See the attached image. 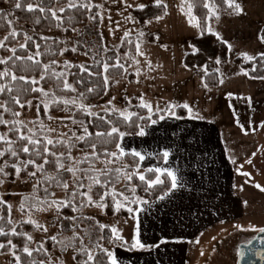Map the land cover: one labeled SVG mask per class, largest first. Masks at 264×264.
<instances>
[{"label":"snow or ice","instance_id":"snow-or-ice-1","mask_svg":"<svg viewBox=\"0 0 264 264\" xmlns=\"http://www.w3.org/2000/svg\"><path fill=\"white\" fill-rule=\"evenodd\" d=\"M112 2L120 3L121 0H112ZM122 2L124 12L136 8L142 13H151L157 21L168 15V5L165 0H122ZM61 3L62 0H36L35 3L29 2L25 5L23 0H15L14 8L28 13H39L40 15L36 16L32 23L40 25L42 20H47L49 31L55 28L61 33L71 32L75 36H83L84 30L75 26L83 22L76 18L77 13L85 16L88 21L86 27L90 26L94 29L97 26H103L105 13L108 11L106 8L108 0H103L101 3H96L94 0H63L62 6L56 7ZM224 3L228 9L232 10L230 14L239 16L244 12L242 4L237 0H224ZM203 6L209 11L205 26H201L196 21V17L192 14L191 3L188 4L187 9L181 6L180 11L186 12L188 22L200 28L201 34L206 30L212 35H217L208 23L213 16L219 20L216 6L208 3ZM153 7L163 9V14L153 12ZM13 15L11 10L5 13L0 8V19H5L11 29L3 39H0V49L10 53L0 57V66H3L0 68V188H4L5 185L15 186L18 183L24 186L31 184V192L9 193L5 189L0 193V212L5 208L7 210L6 216L0 214V237L6 238V242H0V250H4L0 251V255L11 256L10 264H118L114 250H109L102 241L107 240L113 249L116 247L127 250L158 248V244L148 245L140 238L141 227L138 214L144 211L140 206L148 204L149 201L137 195V189L143 186V191L150 194L163 186V194L158 199L164 200L184 187V184L177 173L167 167H142L146 155L131 148L124 141L129 135L146 136L148 122L155 125L166 118L182 119V116L177 115L176 108L187 109L189 118H194L192 108L187 103L183 105L166 103L164 107L157 104L154 108L150 102L141 97L136 107L147 110V115H142L129 111L131 101H128L127 106L117 108L113 103L116 100L115 96H111L103 104L87 103L89 95L101 96V93L103 96L108 95L111 82L109 73L112 69L127 72L119 49L115 46L108 48L103 43L92 48L87 42L81 43L80 40H74L68 36L57 39L39 35L35 28L32 29L33 35L27 32L21 33L12 27L14 21L8 19ZM107 19L109 22L112 20L110 15ZM124 20L138 23L131 14L124 16ZM144 23L151 24L152 18ZM116 24L117 27L120 26L118 21ZM109 31L114 34L115 29L109 28ZM21 34L24 42L19 43L18 47H9L6 44V41L10 39L14 41ZM96 34L98 40H103L102 32ZM35 35H39V39L45 42L43 51H41V43L34 39ZM144 35L143 30L137 34L136 56L145 55L139 42ZM129 37L130 30H125L121 38L122 42L126 41L131 45L133 42ZM261 40L264 42V36ZM228 47L230 50L231 45ZM18 52L24 54L21 55ZM90 52L92 53L89 57L91 64L74 63L67 59L59 61L55 58L45 62L42 59L46 56L64 57L69 53L89 56ZM108 52H114V56H108ZM97 55H100V59L96 58ZM242 55L245 60H257L256 54L242 53ZM125 56L136 64L140 63L136 56L130 53H125ZM258 56L259 60L264 62V51ZM215 62L222 63L220 59ZM146 63L151 68L150 61ZM29 69L38 75H17V70L28 71ZM255 70L253 68V71ZM137 75H140L139 69H137ZM243 75L248 73L245 72ZM70 77L74 78L72 82L69 81ZM260 78L264 79V77ZM48 80L55 82V90H46L43 87L42 82ZM223 82L221 78L219 83L223 84ZM85 83H91L93 86L80 91L77 85L83 87ZM116 83L120 81L117 80ZM204 87L207 88V84ZM57 91L73 95L58 96ZM29 95L33 98L27 99ZM34 100L37 102L34 103ZM33 109L37 114L34 119L29 120L23 117L25 111ZM56 109L65 115L62 117L53 115L52 112ZM6 115L10 118H5ZM109 116L122 119L124 130L122 131L113 120L109 119ZM154 116L157 119H153ZM42 117H46L47 121L56 126L45 123ZM195 118L203 119L198 115ZM141 121L145 123H139ZM105 125H107L106 128H104ZM58 128H66L67 131H58ZM110 145L114 146V150L110 149ZM170 154L168 150L157 153L165 163ZM126 158H131V165L126 162ZM233 163H235L234 160ZM248 163H251V160ZM243 175L249 174L243 173ZM137 179L140 182L139 185L133 183ZM122 181L124 188L118 191L116 184ZM255 187L264 192V187L260 184H256ZM57 190L63 195L58 196ZM5 195L20 196L17 209L21 214L19 221L13 219L12 205L4 199ZM134 205L137 207H133ZM86 208H95L101 214H106V210L118 213L122 209L131 214L136 222L135 234L131 242L121 235V230L117 227L101 223L92 215H86L84 212ZM47 213H51V217L46 223H41L36 218L38 214ZM25 225H30L34 231L41 233V238L36 240L31 233L24 231ZM234 228L237 231L264 233V226L243 227L237 224ZM106 229L110 235H105ZM65 232H70L71 235L66 236ZM94 232L95 238H93ZM85 237H87V243H85ZM13 238H21L22 246L18 247L13 242ZM49 241L50 248L46 247ZM161 243L166 244L167 241L161 240ZM239 255L243 257L244 253L240 252ZM22 256L27 257L26 262L22 260ZM104 257L107 258L106 261Z\"/></svg>","mask_w":264,"mask_h":264},{"label":"rangeland","instance_id":"rangeland-1","mask_svg":"<svg viewBox=\"0 0 264 264\" xmlns=\"http://www.w3.org/2000/svg\"><path fill=\"white\" fill-rule=\"evenodd\" d=\"M101 2L103 0H98L96 3ZM237 2L241 3L244 8V12L241 15H226L217 11L219 20L213 16V19L208 22L211 24L213 32L217 34L215 36L219 40L224 41L227 46L231 45L230 50L228 47V58L221 60L222 63L220 64L216 62L213 64L216 70L219 69L220 79L222 78L224 81L223 84L220 83L215 89L204 87L203 76L205 71L203 69H189L182 63L186 53L195 51L191 46V42L199 35L198 27H194L193 24L188 22L186 12L180 11L181 6L187 9L190 3L189 0H165L168 5V15L163 16V19L159 21L153 18L151 24L139 23L134 15L136 8L124 12L122 0L120 3L108 0L106 4L108 11L105 13L103 26L91 29L90 26L86 27L88 25L87 22L83 28H80L85 32L83 36H75L72 33L68 37L80 40L81 43L87 42L88 46L92 48H95L99 43L106 44L108 48L115 46V48L119 49L122 62L127 68L126 73H123L121 69L117 73H109L111 82L108 88V95L93 104H103L111 96L116 97L113 103L117 108L127 106L128 101H131V107L133 104L138 105L141 97L150 102L154 108L157 104L164 107L166 103L180 105L187 103L192 108L193 114H206L208 117L215 118L221 122L226 119L228 125L236 128L237 132H246L248 136H252V132L253 134L254 132H262L261 141L260 143L258 142L259 147L253 155L254 159L256 161L260 160L262 164L261 179L264 187V126H262L264 125V79L252 80L248 78L243 75L245 72L233 61L235 57L248 61L244 59L242 53L258 55L264 51V42L260 38V31L264 27V0H237ZM12 7L13 5L9 3L0 4V8L7 12ZM129 14L134 16L138 23L134 24L130 21H125L124 16ZM108 15L112 18L111 22L107 19ZM117 21L119 22V27H117ZM12 27L18 32H27L29 35H33L32 29L27 25H20L14 22ZM109 28L115 29L114 34L109 31ZM125 30H130L129 39L134 44L138 42V32L141 30L145 32L144 37L139 39L141 50L145 53L144 56H136L135 50L128 52L121 49V38ZM97 32L103 33V40H98ZM38 34L52 36L57 39L65 37L59 30ZM0 39H3V35H0ZM125 53L136 56L140 63L136 64L133 60L128 59ZM91 55V52L89 56L69 53L65 54L64 57L57 56L56 59L59 61L67 59L74 63L91 64L92 61L89 58ZM107 55L114 56V52H108ZM96 58L100 59V55H97ZM146 61H150L151 68L147 66ZM137 69L140 72L139 76L137 75ZM117 80L120 83L117 84ZM33 102L36 103L37 101L34 100ZM131 107L129 111H132ZM185 110L187 111V109ZM96 111L100 110L96 109ZM52 114L61 117L65 115L60 111H53ZM36 115V111L33 109L25 111L23 117L30 120L34 119ZM165 115L167 114L165 113ZM42 118L45 119V123L51 124L53 127L56 126L54 123L47 121L46 117ZM58 131H67V129L58 128ZM124 143L128 144L127 141H124ZM123 188V181L116 185L118 191L123 190ZM5 189L9 193L26 194L31 192V184L24 186L18 183L11 187L5 185L4 188H0V193L4 192ZM57 195L62 196L63 193L57 190ZM4 199L12 205L13 219L19 221L21 214L17 209L20 196L5 195ZM262 200L264 201V194H262ZM84 212L86 215L94 216L101 223L115 226L118 229L130 225V223H125L126 220L117 216L107 217L95 208H86ZM50 217L51 213H47L38 214L36 218L41 223H46ZM247 226L249 224H245L244 227ZM255 226H264V218ZM258 233L252 231L231 232L229 242L226 244L223 253L218 254V257L224 258L223 260L227 262L226 264H238L240 247ZM31 234L36 240H39L42 235L36 231ZM81 234L83 235V233ZM65 235L70 236L71 233L65 232ZM95 235L96 233L94 232L93 238H95ZM105 235H107L106 232ZM85 243H87V237H85ZM102 243L105 247L111 245L107 240L102 241ZM11 260L12 257L9 255H0V264H10Z\"/></svg>","mask_w":264,"mask_h":264},{"label":"crops","instance_id":"crops-1","mask_svg":"<svg viewBox=\"0 0 264 264\" xmlns=\"http://www.w3.org/2000/svg\"><path fill=\"white\" fill-rule=\"evenodd\" d=\"M224 120L206 114L189 118L187 111L182 119L149 124L144 137L127 136V145L146 155L142 167H167L184 187L140 206V238L159 247L127 250L110 245L118 264H226L218 254L231 232H239L234 225H256L264 218V192L255 187H263L262 164L253 155L262 132L248 136ZM164 150L171 153L166 163L157 155ZM123 220L130 225L119 230L131 242L136 222L132 216Z\"/></svg>","mask_w":264,"mask_h":264},{"label":"trees","instance_id":"trees-1","mask_svg":"<svg viewBox=\"0 0 264 264\" xmlns=\"http://www.w3.org/2000/svg\"><path fill=\"white\" fill-rule=\"evenodd\" d=\"M97 1L98 0H94V2H97ZM189 1L193 5L192 13L196 17V21L199 22L201 26H205L206 17L209 15L208 9L203 6L205 3H208L210 5H215L216 11H218L222 14L234 15V14H230L232 12V10L227 8V5H226V3H224V0H189ZM29 2L35 3L36 0H23V3L25 5ZM3 3H9V4L13 5V7L11 8V11L14 13V15L9 16L8 19H12L17 24L27 25L31 29L35 28L36 33H48V32L58 30V29L52 28V30L49 31L48 30L49 21H47V20H42L40 25H34L32 23L33 19L40 14L39 13H28L26 11L15 9L14 8L15 0H7V2H5V0H0V4H3ZM62 3H63V0H62ZM62 3L60 5H56V6L60 7V6H62ZM152 11L155 12L156 14L161 15V14H163L164 10L163 9H156L155 7H153ZM4 12L7 13V11H4ZM134 15L137 18V20L139 21V23H141V24H144V21L148 20L149 18H152V19L154 18V17H152L151 13L145 14V13L140 12L137 9L134 10ZM76 18L80 21H83L82 23H77L75 25L77 28H83L88 22L86 20L85 16L81 15L79 13H77ZM10 30L11 29L9 28L6 20L0 19V35H3V37H4L8 34V32ZM198 30H199V35L196 38H194L191 42V46L195 51L186 53L183 57L182 63L186 68H189V69H203L205 71L204 76H203L204 84H207V88H209V89H215L220 84L219 83L220 76H219L218 71H216V67L213 64H215V61L217 59L226 60L228 58V46L224 41L219 40L215 35H212L208 31L205 30L203 32V34H201L200 28H198ZM62 34L65 36H70L72 33L69 32V33H62ZM262 36H264V27L260 31V38ZM34 39H36L38 42L41 43V45H42L41 51H43V45L45 42L43 40L39 39V35L34 36ZM23 42H24L23 41V35L21 34L14 41L11 39H10V41H6V44L9 47H11V46H17L18 47V44L23 43ZM49 43H51V41H49ZM30 47H31V45H30ZM121 49L124 51H128V52L132 51L133 52L135 50V44L133 42L131 45H129L126 41H124L121 43ZM18 54L23 55L24 53L18 52ZM7 55H10V53L5 51L4 49H0V57L7 56ZM53 58L56 59V57H47V56L42 57V59L45 62H47L49 59H53ZM233 61L236 65L239 66V68L243 72L248 73V75H246L248 78H250L252 80H261L260 77H264V62H261L259 60L258 55H257L256 61H244L240 57H235ZM2 67L3 66H0V68H2ZM253 68H255L256 70L253 71ZM119 70L120 69H112L110 72L117 73V72H119ZM17 75L32 76V75H38V73H36L35 71H33L31 69H29L28 71L17 70ZM92 79L94 80L95 78H92ZM73 80H74V78H72V77L69 78L70 82H72ZM42 84L46 90L47 89L55 90V87H56L55 82L52 80L42 82ZM92 86H93V84H91V83H85V85L83 87L77 85V87L80 91H84V89L86 87H92ZM56 94L58 96H65V97H70L71 95H73L72 93H65V92H60V91H57ZM101 96H103L102 93H101ZM101 96L89 95V99L86 102L93 104V103L101 100ZM104 97L105 96H103V98ZM32 98L33 97L31 95H29L27 97V99H32ZM136 105L137 104L132 105V107H131L132 111L138 112L142 115L147 114L145 109H139L136 107ZM54 111H59V110L56 109ZM175 111H176L177 115H180L182 117L187 116V111L184 108L180 107V108H177ZM101 114L103 115L102 112H101ZM5 118H10V117H8L6 115ZM109 119L113 120V122L118 127H120L122 131L124 130V124L122 122V119H117L116 116H109ZM153 119H157V117L154 116ZM139 123L144 124L145 122L141 121ZM149 124H150V122L147 123L146 127H148ZM106 127H107V125L104 126V128H106ZM129 131H132V129H129ZM129 136H134V135H129ZM109 147L111 150H114L113 145H110ZM58 150H62V149H58ZM126 162L131 165L132 164L131 158H126ZM148 175H152V174H148ZM133 183L137 184V185L140 184L138 179L134 180ZM162 189H163V186H160L157 189H155L152 193L149 194V193H145L143 191V186H141L137 189V195H139L140 197H142L148 201H154L160 195L163 194ZM40 195L42 196L43 193L41 192ZM133 207H136V206L134 205ZM0 214H4L6 216L7 215L6 208L4 210H2V212H0ZM105 216H107V217H114V216L116 217L117 216V217L122 218V219H127L131 216V214L127 213L123 209L118 213L113 212L111 210H106ZM18 230H20V229H18ZM23 230L27 231L29 233L34 232L32 226H30V225H25ZM105 232L107 235H110V232L107 229L105 230ZM0 242H6V238L0 237ZM13 242L16 243L18 245V247H21L23 244V241L21 238H13ZM46 247H49V248L51 247L50 241L48 242ZM0 251H4V250H0ZM97 258L99 259L100 257H97ZM22 260H24L26 262L27 257L22 256ZM104 260L106 261L107 258L104 257Z\"/></svg>","mask_w":264,"mask_h":264},{"label":"flooded vegetation","instance_id":"flooded-vegetation-1","mask_svg":"<svg viewBox=\"0 0 264 264\" xmlns=\"http://www.w3.org/2000/svg\"><path fill=\"white\" fill-rule=\"evenodd\" d=\"M244 246L247 247L245 251L246 264H264V233L256 234ZM241 258L238 254V262Z\"/></svg>","mask_w":264,"mask_h":264},{"label":"water","instance_id":"water-1","mask_svg":"<svg viewBox=\"0 0 264 264\" xmlns=\"http://www.w3.org/2000/svg\"><path fill=\"white\" fill-rule=\"evenodd\" d=\"M246 246H241L240 251L244 253L243 257L239 260L238 264H246V258H245V251H246Z\"/></svg>","mask_w":264,"mask_h":264}]
</instances>
